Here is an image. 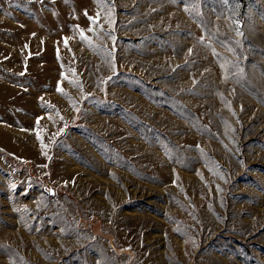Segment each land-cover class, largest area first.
I'll list each match as a JSON object with an SVG mask.
<instances>
[{"label":"rangeland","instance_id":"obj_1","mask_svg":"<svg viewBox=\"0 0 264 264\" xmlns=\"http://www.w3.org/2000/svg\"><path fill=\"white\" fill-rule=\"evenodd\" d=\"M0 264H264V0H0Z\"/></svg>","mask_w":264,"mask_h":264},{"label":"snow or ice","instance_id":"obj_2","mask_svg":"<svg viewBox=\"0 0 264 264\" xmlns=\"http://www.w3.org/2000/svg\"><path fill=\"white\" fill-rule=\"evenodd\" d=\"M81 36L83 37V38H85L86 39V37H84V34H83V32L81 31ZM65 43H67V38H65ZM189 51H191V50H189ZM58 91H60L61 89L59 88V85H58V89H57Z\"/></svg>","mask_w":264,"mask_h":264}]
</instances>
